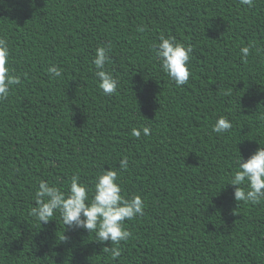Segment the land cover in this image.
Returning <instances> with one entry per match:
<instances>
[{
    "label": "trees",
    "instance_id": "16d2710c",
    "mask_svg": "<svg viewBox=\"0 0 264 264\" xmlns=\"http://www.w3.org/2000/svg\"><path fill=\"white\" fill-rule=\"evenodd\" d=\"M161 35L192 46L187 84L155 59ZM0 37L22 81L0 101V264H264V201H235L228 184L239 154L264 146V0H0ZM109 42L119 87L105 95L91 61ZM249 44L261 51L245 63ZM220 116L233 127L217 134ZM108 168L146 205L120 257L29 214L41 180L91 187Z\"/></svg>",
    "mask_w": 264,
    "mask_h": 264
},
{
    "label": "clouds",
    "instance_id": "9594fccd",
    "mask_svg": "<svg viewBox=\"0 0 264 264\" xmlns=\"http://www.w3.org/2000/svg\"><path fill=\"white\" fill-rule=\"evenodd\" d=\"M241 5L253 6V0H240ZM138 31H144L139 28ZM111 42L98 46L92 58L94 76L98 88L105 95L114 94L119 87V79L108 69L111 62ZM155 59L161 70L176 86L187 84L191 73L189 60L192 46L176 41L172 37L161 35L157 43L152 45ZM259 53L261 49L255 44L240 48L241 60L247 62L252 49ZM47 71L54 77H60L62 70L51 66ZM20 75L15 74L10 67V50L6 38L0 37V101L7 100L15 85H21ZM264 120V115L260 117ZM233 127L232 122L220 116L212 130L217 134L227 132ZM150 135L151 129H133L132 135L139 138ZM260 145V144H259ZM127 157L119 161V168L127 170ZM228 184L236 185L234 189L235 201L251 203L253 205L264 201V146L258 147L247 159L238 156L237 167ZM34 206L30 215L35 217L39 224H47L58 215L64 226L83 228L95 236V240L109 242L111 247L104 248L111 253V258L121 256V242H126L131 232L125 227V221L144 215L145 202L139 195L125 198L118 183L117 171L108 168L97 175L89 187L81 182L78 175H72L66 189L41 180L34 196ZM65 230V227H64ZM66 237L62 235L61 240Z\"/></svg>",
    "mask_w": 264,
    "mask_h": 264
}]
</instances>
